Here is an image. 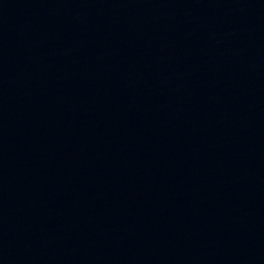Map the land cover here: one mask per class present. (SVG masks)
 Wrapping results in <instances>:
<instances>
[{
	"label": "water",
	"instance_id": "1",
	"mask_svg": "<svg viewBox=\"0 0 264 264\" xmlns=\"http://www.w3.org/2000/svg\"><path fill=\"white\" fill-rule=\"evenodd\" d=\"M0 264H264V0H0Z\"/></svg>",
	"mask_w": 264,
	"mask_h": 264
}]
</instances>
